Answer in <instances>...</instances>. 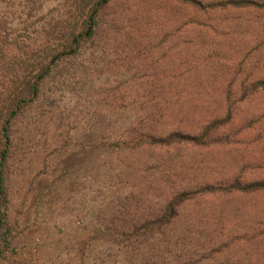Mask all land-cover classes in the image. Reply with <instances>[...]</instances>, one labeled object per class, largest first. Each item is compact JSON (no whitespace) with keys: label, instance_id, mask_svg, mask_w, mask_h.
<instances>
[{"label":"trees","instance_id":"16d2710c","mask_svg":"<svg viewBox=\"0 0 264 264\" xmlns=\"http://www.w3.org/2000/svg\"><path fill=\"white\" fill-rule=\"evenodd\" d=\"M148 3L159 7L157 17ZM41 4L0 0V241L8 207L4 173L23 140L15 134L19 124L45 95L51 73L59 70L66 82L86 75L104 57L118 16L129 14L121 41L124 78L95 91L104 109L89 116L87 136H49L67 146L70 159H82L88 149L90 163L101 161L116 178L106 209L93 212V237L107 241L110 257L125 254L127 264H264V165L245 173L243 160L222 151L237 125L254 114L239 112L237 104L264 90V56L247 67L215 62L204 74L196 62L202 52L170 61L165 47L153 53L156 39L188 24L190 40L199 47L211 41L206 53L217 56L222 45L193 34V24L206 21L199 12L219 9L237 15L236 43L242 54L256 56L264 44V0H64L31 24ZM109 10L113 17L105 23ZM51 111L42 107L39 116ZM61 114L52 112L44 124Z\"/></svg>","mask_w":264,"mask_h":264},{"label":"rangeland","instance_id":"374dc122","mask_svg":"<svg viewBox=\"0 0 264 264\" xmlns=\"http://www.w3.org/2000/svg\"><path fill=\"white\" fill-rule=\"evenodd\" d=\"M20 1L11 0L14 6ZM38 1H42V4L39 12L33 15L31 24L35 25L51 15L52 8L64 0ZM144 5L150 7L153 17H157L160 11L158 6ZM138 8L137 3L131 9ZM112 12H107L105 23H109L113 17ZM129 13L133 16L136 14L133 10ZM199 13L206 21L193 24V34H208L209 38L218 41L223 47L218 46V50L214 51L217 56L206 53L211 41L199 47L194 40H190L193 38L188 24L181 29L183 31L169 33L162 41L156 39L154 55L159 53L157 46L168 50L166 61L176 55L188 57L202 52V58L195 60L204 74L208 65L215 62L227 60L236 66L247 67L255 57L264 56V44H261L256 56L251 57L252 53L249 52L242 54L236 43L237 31L242 27L237 15H223L219 9ZM131 23L129 14L118 16L111 34L105 40L104 57L99 59V53L95 51L94 56L98 60L91 63L86 75L66 82L59 70L51 73L46 80L45 95L19 124L20 131L15 134L23 137V140L18 141L16 155L7 162L4 173L8 207L5 226L1 229L0 264H127L125 254L116 251L110 257L107 241L103 237L94 238L91 232L96 222L93 212L106 209L114 190L110 184L115 185L116 178L106 174L101 161L95 162L99 164L98 167L94 162L90 163L92 153L88 149H84L82 159L77 156L70 159L64 152L67 146L49 136L54 137L60 132L67 133L71 138L87 136L89 116L104 109L103 104L99 105L94 99L95 91L105 83L112 84L116 79L124 78L125 74L120 68L123 60L120 58L127 46L121 41ZM204 23H213L215 29L219 27L218 31L206 27ZM185 31L190 34L188 38L184 36ZM115 37L120 39L119 45L115 44ZM88 53L89 50L82 54L81 61ZM84 79L87 80L88 90L82 85L81 80ZM237 105L239 112L249 110L254 114L237 125L234 136L222 144V151L228 154V159L243 160L244 172L251 173L254 168L264 165V90L249 93ZM45 106L52 111L44 118H49L52 112L62 113L59 118L54 116V120L47 125L44 124L45 119L39 116L41 108Z\"/></svg>","mask_w":264,"mask_h":264}]
</instances>
